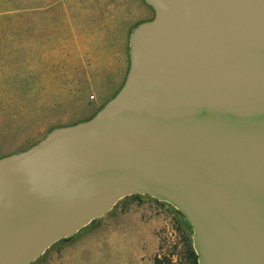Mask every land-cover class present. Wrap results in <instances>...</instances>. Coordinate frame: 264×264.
Masks as SVG:
<instances>
[{
	"label": "water",
	"instance_id": "95a60500",
	"mask_svg": "<svg viewBox=\"0 0 264 264\" xmlns=\"http://www.w3.org/2000/svg\"><path fill=\"white\" fill-rule=\"evenodd\" d=\"M146 1L117 94L0 157V264L132 194L187 217L199 264H264V0Z\"/></svg>",
	"mask_w": 264,
	"mask_h": 264
},
{
	"label": "rangeland",
	"instance_id": "374dc122",
	"mask_svg": "<svg viewBox=\"0 0 264 264\" xmlns=\"http://www.w3.org/2000/svg\"><path fill=\"white\" fill-rule=\"evenodd\" d=\"M154 14L146 0H0V157L93 117L126 80L134 28ZM180 226L192 225L170 202L128 195L32 264H185Z\"/></svg>",
	"mask_w": 264,
	"mask_h": 264
},
{
	"label": "trees",
	"instance_id": "16d2710c",
	"mask_svg": "<svg viewBox=\"0 0 264 264\" xmlns=\"http://www.w3.org/2000/svg\"><path fill=\"white\" fill-rule=\"evenodd\" d=\"M179 230L182 231V251H181V255H179V258L182 259L185 258L186 263L185 264H199L198 263V255L194 249V245H193V239L192 236L190 234V232L193 230L192 226L183 228V227H179ZM175 253H173L172 256H174ZM181 256V257H180ZM168 259V263H171L172 258H167ZM155 264H162L163 263V259L159 258L158 256H156L154 258Z\"/></svg>",
	"mask_w": 264,
	"mask_h": 264
},
{
	"label": "crops",
	"instance_id": "0c3cea01",
	"mask_svg": "<svg viewBox=\"0 0 264 264\" xmlns=\"http://www.w3.org/2000/svg\"><path fill=\"white\" fill-rule=\"evenodd\" d=\"M37 10H38V11H42V10L44 11V10H46V8H40V7H38ZM126 214H129V213H123V214H121V216H122V215H126Z\"/></svg>",
	"mask_w": 264,
	"mask_h": 264
}]
</instances>
